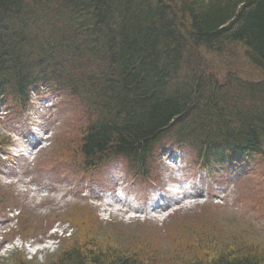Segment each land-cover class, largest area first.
<instances>
[{"label": "trees", "instance_id": "obj_1", "mask_svg": "<svg viewBox=\"0 0 264 264\" xmlns=\"http://www.w3.org/2000/svg\"><path fill=\"white\" fill-rule=\"evenodd\" d=\"M238 47L264 74V0H0V115L5 101L22 107L42 91L79 99L85 171L117 156L148 178L165 138L205 171L227 161L264 165V78L213 82L198 54ZM78 241L47 264L144 261ZM199 242L182 264H264L261 249Z\"/></svg>", "mask_w": 264, "mask_h": 264}, {"label": "rangeland", "instance_id": "obj_2", "mask_svg": "<svg viewBox=\"0 0 264 264\" xmlns=\"http://www.w3.org/2000/svg\"><path fill=\"white\" fill-rule=\"evenodd\" d=\"M198 54L207 64L204 77L212 76L213 82L223 85L227 74L249 82L264 78L239 47L229 55L203 49ZM28 115L42 146L28 159L15 158L13 153L30 141L24 126ZM85 120L79 99L62 91L34 94L22 107L3 103L0 264H47L61 247L82 242L83 237L92 239L95 247L139 253L141 264H182L184 250L204 240L219 249L264 251V165L258 159L227 161L208 174L193 162L190 151L165 138L158 144L162 150L157 157L149 160L148 178L129 170L117 156L85 171L79 155ZM176 152L182 154L180 165L167 160ZM177 175L194 179L191 196L160 214L143 208L146 196L158 195V187ZM119 193L130 195L132 201L108 200ZM177 250L182 251L179 257Z\"/></svg>", "mask_w": 264, "mask_h": 264}, {"label": "bare ground", "instance_id": "obj_3", "mask_svg": "<svg viewBox=\"0 0 264 264\" xmlns=\"http://www.w3.org/2000/svg\"><path fill=\"white\" fill-rule=\"evenodd\" d=\"M111 199H115V201H113V203H120V204H123V201L120 199V198H118V197H109V199L108 200H111Z\"/></svg>", "mask_w": 264, "mask_h": 264}]
</instances>
